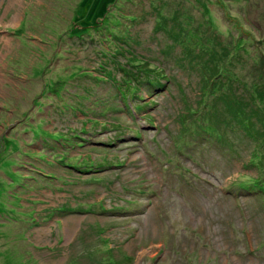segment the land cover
<instances>
[{
    "label": "rangeland",
    "instance_id": "obj_1",
    "mask_svg": "<svg viewBox=\"0 0 264 264\" xmlns=\"http://www.w3.org/2000/svg\"><path fill=\"white\" fill-rule=\"evenodd\" d=\"M257 152L264 0H0V264H264Z\"/></svg>",
    "mask_w": 264,
    "mask_h": 264
},
{
    "label": "trees",
    "instance_id": "obj_2",
    "mask_svg": "<svg viewBox=\"0 0 264 264\" xmlns=\"http://www.w3.org/2000/svg\"><path fill=\"white\" fill-rule=\"evenodd\" d=\"M113 62H116V61L114 60ZM151 71L153 74L156 75V79L159 78V76H165L159 70H154V69L152 70V68H151ZM104 76L107 77V75H104ZM141 83H142V85L146 84V79ZM203 104H204L205 108H207V105L205 103H203ZM204 106H202V107H204ZM234 107H235L234 113L239 114L241 107L239 105H237V103L234 104ZM203 112L204 111L199 112V109H197V108L191 109L190 113L194 114V116H191V115L190 116L192 117L193 121H196L195 123H193V121H192V123L194 124V126L196 128L193 131H195L196 135L206 136V134H208L211 139H213V137H214V139L216 138L219 141L221 139L218 137L219 135L216 133L215 134L213 133L216 129V126L211 121H209L207 118H205ZM255 152L256 151H253V154ZM257 155H258V166H261V171L256 173L255 175L245 174L242 172V175L244 177L239 178L237 180L239 183L238 185L231 186L232 192H234V193H239V192L246 193L247 192V193H250L251 195H256V194L264 195V160L261 159L260 154L258 152H257Z\"/></svg>",
    "mask_w": 264,
    "mask_h": 264
}]
</instances>
